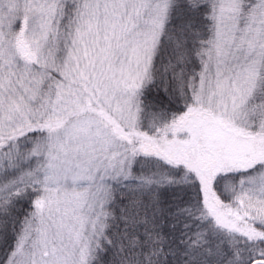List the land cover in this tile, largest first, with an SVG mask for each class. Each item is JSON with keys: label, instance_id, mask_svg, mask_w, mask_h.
I'll return each instance as SVG.
<instances>
[{"label": "snow or ice", "instance_id": "6c2138e0", "mask_svg": "<svg viewBox=\"0 0 264 264\" xmlns=\"http://www.w3.org/2000/svg\"><path fill=\"white\" fill-rule=\"evenodd\" d=\"M0 264H264V0H0Z\"/></svg>", "mask_w": 264, "mask_h": 264}]
</instances>
